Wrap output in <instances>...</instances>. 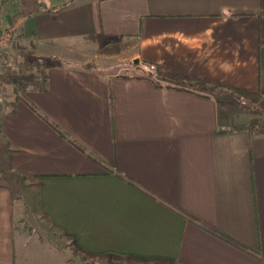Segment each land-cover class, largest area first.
I'll use <instances>...</instances> for the list:
<instances>
[{
	"label": "crops",
	"instance_id": "0c3cea01",
	"mask_svg": "<svg viewBox=\"0 0 264 264\" xmlns=\"http://www.w3.org/2000/svg\"><path fill=\"white\" fill-rule=\"evenodd\" d=\"M38 1L6 26L47 80L0 68V264H264V0Z\"/></svg>",
	"mask_w": 264,
	"mask_h": 264
},
{
	"label": "rangeland",
	"instance_id": "374dc122",
	"mask_svg": "<svg viewBox=\"0 0 264 264\" xmlns=\"http://www.w3.org/2000/svg\"><path fill=\"white\" fill-rule=\"evenodd\" d=\"M19 1L20 0H0V35L3 33L5 34L7 30H11V36H13L14 30L11 27L7 28L6 26H8V20H10L11 13L17 12V8H18V5L20 3ZM45 1H47L49 5H52L50 3L51 0H45ZM56 1H59V0H56ZM68 1L69 2L70 1L78 2V1H82V0H68ZM17 36H19V35H17ZM11 38H13L14 44H12V46H14L16 36L11 37ZM20 41H21V43L23 42V46L20 43ZM20 41L19 42L16 41V43L18 44V46L16 48L17 50L15 49V51H12V52H11V49H12L11 45L8 44L9 40L4 42L3 44L1 43L0 48L5 53V55L0 56V58L3 59V62H5L4 60L8 59L9 56H11V57L13 56L14 59L19 60V59H21V56H23L25 54L30 58H36V57L30 55L29 53H27L25 51V48L26 49L29 48V46H26L27 45L26 42L29 40L20 39ZM63 47L66 48L64 50V55H70L71 53H78L80 51H84V53L90 57H94V56L96 57L97 56V55H95L96 53H99L98 55H100V53L101 52L103 53L105 49H106V51H111V52L113 50H116L117 51L116 55L112 57V62L114 63V65L107 67L112 73H121V74L130 73V72L135 71V69L137 68L135 66L141 65V62L139 64L134 63V59L133 60L131 59L133 52L130 53L128 46L125 44H122L121 47H120V45H112V46H108V47L101 46L100 47V46L93 45L92 43L90 45H88V43H87V45L83 44L78 49L76 47L73 48L71 45H65L64 44ZM16 55H17V57H16ZM5 56H7V57L4 58ZM89 63L94 64L93 62H89ZM44 64H45V62H44ZM20 76L21 77H19V75H15V78H17L16 81L21 79V81H24L25 83H27L22 78V73ZM34 82L35 81L33 80L32 83H34ZM4 98H5V96L3 97V99ZM5 102H6V99L4 101H1L0 104H4ZM252 114L255 117V114L254 113H252ZM263 116H264V110H263Z\"/></svg>",
	"mask_w": 264,
	"mask_h": 264
},
{
	"label": "trees",
	"instance_id": "16d2710c",
	"mask_svg": "<svg viewBox=\"0 0 264 264\" xmlns=\"http://www.w3.org/2000/svg\"><path fill=\"white\" fill-rule=\"evenodd\" d=\"M11 30H7L6 33L0 35V45L3 44L6 41H11ZM30 35L28 34H21L19 36H16L15 40L20 39H29ZM15 48L17 46H14ZM5 55L4 51L0 48V56ZM19 69L22 72V78L28 83V84H35L40 89L44 90L46 88V80H47V73L44 66L43 61L40 58H30L27 55L21 56V59H19ZM85 67H94L97 68L94 65L88 64ZM151 70L155 73V80L160 83V81H178L182 82L184 84L189 85H197V83H194V80L188 76L182 75V74H174V73H162L159 71H156V69ZM151 72V71H149ZM152 73V72H151ZM153 73V74H154ZM35 81L32 83V81ZM251 111L255 114V117H253L246 125L241 126L240 128L242 130L248 131L251 135V138H255L261 135H264V116H263V110H264V101L260 102L257 105L250 107ZM215 232H219L216 229H213Z\"/></svg>",
	"mask_w": 264,
	"mask_h": 264
},
{
	"label": "built area",
	"instance_id": "2783aa9c",
	"mask_svg": "<svg viewBox=\"0 0 264 264\" xmlns=\"http://www.w3.org/2000/svg\"><path fill=\"white\" fill-rule=\"evenodd\" d=\"M4 61L5 62H3V59L0 58V68L8 67L10 69H14L16 71V73H18L20 71L19 66H18V64H19V60L18 59H12V60H9V61H7V59H6ZM4 100H5V98L3 99V97H0V102L4 101Z\"/></svg>",
	"mask_w": 264,
	"mask_h": 264
},
{
	"label": "water",
	"instance_id": "95a60500",
	"mask_svg": "<svg viewBox=\"0 0 264 264\" xmlns=\"http://www.w3.org/2000/svg\"><path fill=\"white\" fill-rule=\"evenodd\" d=\"M139 61H140V60H139L138 58L134 59V63H135V64H138Z\"/></svg>",
	"mask_w": 264,
	"mask_h": 264
}]
</instances>
